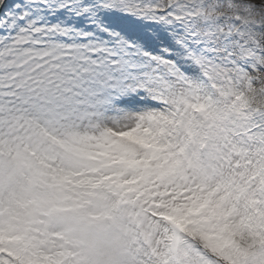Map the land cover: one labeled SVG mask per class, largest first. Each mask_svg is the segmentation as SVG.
Listing matches in <instances>:
<instances>
[{"label": "snow or ice", "instance_id": "obj_1", "mask_svg": "<svg viewBox=\"0 0 264 264\" xmlns=\"http://www.w3.org/2000/svg\"><path fill=\"white\" fill-rule=\"evenodd\" d=\"M264 264V0H0V264Z\"/></svg>", "mask_w": 264, "mask_h": 264}, {"label": "clouds", "instance_id": "obj_2", "mask_svg": "<svg viewBox=\"0 0 264 264\" xmlns=\"http://www.w3.org/2000/svg\"><path fill=\"white\" fill-rule=\"evenodd\" d=\"M111 249H109L106 246H101L98 249V260L100 264H109V261L111 260L110 256Z\"/></svg>", "mask_w": 264, "mask_h": 264}]
</instances>
